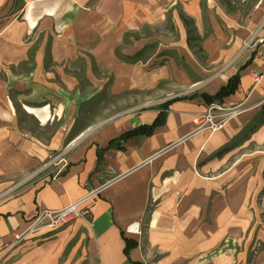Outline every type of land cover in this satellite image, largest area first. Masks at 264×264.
I'll return each instance as SVG.
<instances>
[{
  "label": "crops",
  "instance_id": "obj_1",
  "mask_svg": "<svg viewBox=\"0 0 264 264\" xmlns=\"http://www.w3.org/2000/svg\"><path fill=\"white\" fill-rule=\"evenodd\" d=\"M206 1L0 0V247L40 210L61 209L112 180L83 205L86 218L4 250L0 264H236L246 257L237 254V243L249 240L255 216L264 211V150H249L240 159L233 153L235 136L249 124L244 116L214 133L194 130L208 107L200 94L214 95L236 73L237 89L221 106L262 104L264 44L239 56L210 91L173 101L151 135L108 147L124 133L151 125L159 107L132 108L118 118L103 116L104 110L85 119L110 77L111 95L138 88L141 75L155 81L147 68L155 58L154 43L141 38L142 26L161 22L174 7L204 8ZM258 1L246 28L237 32L239 41L227 46L207 47L194 19L175 12L194 62L181 58L184 70L231 60L264 13V0ZM219 2L228 15L240 12L233 3L228 12ZM181 15L192 20L193 33L201 39L198 45L192 42L193 48ZM211 48L221 51L209 53ZM29 120L38 130L50 129L47 136L28 130ZM257 120L244 146L262 144L264 113ZM69 143L68 166L58 175L41 172L49 157ZM27 177L23 185L11 180ZM134 223L141 233H126ZM263 251L259 264H264Z\"/></svg>",
  "mask_w": 264,
  "mask_h": 264
},
{
  "label": "rangeland",
  "instance_id": "obj_2",
  "mask_svg": "<svg viewBox=\"0 0 264 264\" xmlns=\"http://www.w3.org/2000/svg\"><path fill=\"white\" fill-rule=\"evenodd\" d=\"M217 1L219 2V0H207L204 4V8L193 7L192 9L190 7L184 10L181 6L174 7L170 10V15L166 13L161 22L150 26H142L139 34L141 38H146L147 43H154L153 46L155 49L150 52H155V58L151 59L154 61H150L151 64L149 67L144 64L140 65V68L143 69V71H145L146 67L149 68L150 76L151 74L154 75L155 81L153 82L151 77H149V80H144L142 78H145V76L141 75L138 88L128 90L124 87L123 91L120 90L117 94L111 95L110 91L113 79L110 77V80L104 88L105 94L102 95L103 97H101L96 106L87 108L85 119L90 121L97 113L105 112L104 110H108V112L103 116L118 118L124 116L129 110H132V108L135 109V112H141L143 110L154 109L170 99L189 97L194 93L210 91L213 89L211 85L214 79L227 71L232 64L234 65V63L238 62L239 56L251 49L260 48L261 44L259 41L262 40L261 38L264 34V13L261 19L252 27L253 30L249 35L241 41L239 49L235 51L231 60L222 62L216 66H210V64H195L197 67L196 71L201 74L200 77L191 66L190 68L192 70L190 71L193 72H186L184 70L181 58L183 60L187 59L186 61L193 63V65L194 62L191 58V53L185 46V30L177 16L173 15H176L175 12L179 10L184 11L194 19L196 29L200 36L204 37L203 44L206 43L207 47H213L216 43L227 46L240 38L237 36V32L246 28L247 22L252 19L255 7L259 3L258 0H234L233 4L236 8L240 9V12L235 15H228L223 5L220 2L217 3ZM219 6L222 7V11L219 10ZM147 37H149V39ZM207 50L209 53L213 54L221 51L215 48ZM126 51H131V49H126ZM162 55L168 58L163 60ZM263 103L264 101H262V104H246L242 102L233 105H214L207 107L204 113L197 117V124L194 132L208 131L209 133H214L205 124H201V127H199L200 122L211 120L217 126H224L232 119L244 116V124L247 122H249V124L244 126L241 132L235 136L233 145L236 146V149H234L233 153H235L236 158L240 159L248 154L249 150L253 152H256L260 148L264 150V139L260 146H244L243 142L247 137L246 135L251 134L250 129L252 125H257V119L263 115L264 110L261 111L260 109V105H263ZM233 109H236L237 113L236 115L230 116L229 114ZM25 126L33 134L44 135V137H46V133L50 131L48 128L42 131L38 130L34 121L31 120L27 121ZM11 180L16 185H23L29 181L28 177ZM259 199L260 196L255 197L256 203ZM254 222L256 223L253 226V232L249 240L237 243L240 245L237 246V254L239 255L242 251L246 253V257L242 259L237 258L236 264H259L258 256H260L261 251L264 250V238H260L261 235L264 234V211L257 213ZM248 235L249 234L243 235V237L247 239Z\"/></svg>",
  "mask_w": 264,
  "mask_h": 264
},
{
  "label": "built area",
  "instance_id": "obj_3",
  "mask_svg": "<svg viewBox=\"0 0 264 264\" xmlns=\"http://www.w3.org/2000/svg\"><path fill=\"white\" fill-rule=\"evenodd\" d=\"M260 44H264V39L259 41ZM261 76H259L260 78ZM214 106V105H212ZM211 107V106H210ZM236 109H233L229 114L236 115ZM202 125H207V127L212 131L216 132L221 126H217L211 120L207 122H200L199 127ZM200 129V128H199ZM71 143L67 144L60 151L49 157L48 161L41 167L40 171L54 170L55 174H60L64 168L68 166V153L70 150ZM112 180L107 181L104 185L99 188L90 190L83 197L76 200L75 202L61 208L58 210H40L26 227L25 230L14 233L13 238L10 243L5 247H0V254L6 250L10 252L13 249L20 246L27 239L31 238L35 234H38L42 231H54L58 228L64 227L76 219L86 218L89 214L87 208H84L83 205L89 202L92 199H95L101 192L102 188L109 184ZM125 232L128 234H140L141 229L138 223H134L126 227Z\"/></svg>",
  "mask_w": 264,
  "mask_h": 264
},
{
  "label": "trees",
  "instance_id": "obj_4",
  "mask_svg": "<svg viewBox=\"0 0 264 264\" xmlns=\"http://www.w3.org/2000/svg\"><path fill=\"white\" fill-rule=\"evenodd\" d=\"M222 2L224 3L226 9L228 10V12H233V7L232 3L233 1L231 0H222ZM181 20L183 22V24L185 25V27L187 28V42L189 44V46L191 48H193L195 45L192 44V42L196 43L198 45V43L200 42V38L195 36L193 31V27H192V20L181 15ZM196 45V46H197ZM198 50L200 51V48H198ZM198 52V51H197ZM243 68V67H242ZM239 83V74L236 73L235 75H233L232 77H230L227 80V83L225 86H222L214 95L210 96L207 94H200V97L205 101V103L208 105V107L212 106V105H217V106H221V104L223 103L224 98L234 94V92L237 89ZM195 95L191 96L194 97ZM178 100L177 99H173L167 102H164L162 105L158 106L159 109H161V112L159 113V115L157 116V118L154 120V122L149 125V126H139L135 129H133L130 132L124 133L123 135H121L118 139L111 141L108 144V147L120 143L122 141L127 140L128 138H131L133 136H138V135H151L153 130L157 127L160 126L161 124H163L164 121V117H165V110L167 109V106H169L173 101ZM131 244L125 247V253L127 252L128 247H130ZM133 246V244H132Z\"/></svg>",
  "mask_w": 264,
  "mask_h": 264
}]
</instances>
